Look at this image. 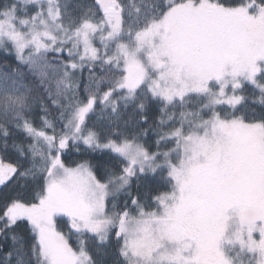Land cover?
<instances>
[{
	"label": "snow or ice",
	"instance_id": "1",
	"mask_svg": "<svg viewBox=\"0 0 264 264\" xmlns=\"http://www.w3.org/2000/svg\"><path fill=\"white\" fill-rule=\"evenodd\" d=\"M0 264H264V0H0Z\"/></svg>",
	"mask_w": 264,
	"mask_h": 264
}]
</instances>
